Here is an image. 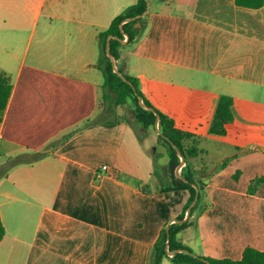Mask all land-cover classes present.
<instances>
[{
  "label": "crops",
  "instance_id": "obj_1",
  "mask_svg": "<svg viewBox=\"0 0 264 264\" xmlns=\"http://www.w3.org/2000/svg\"><path fill=\"white\" fill-rule=\"evenodd\" d=\"M136 2L0 0V69L12 83L0 120V264H148L161 229L183 211L189 191L162 190L168 154L133 166L141 149L126 151L121 105L99 117V34ZM141 17L142 33L125 35L115 64L193 134L185 147L199 149L189 161L206 206L197 218L185 212L194 222L178 240L218 258L264 250V180L249 191L264 178V1L147 0ZM222 94L233 119L224 134L211 133ZM13 156L24 159L3 174Z\"/></svg>",
  "mask_w": 264,
  "mask_h": 264
},
{
  "label": "trees",
  "instance_id": "obj_2",
  "mask_svg": "<svg viewBox=\"0 0 264 264\" xmlns=\"http://www.w3.org/2000/svg\"><path fill=\"white\" fill-rule=\"evenodd\" d=\"M264 0H236L237 4L259 7ZM147 9V0H137L131 10L114 17L109 27L99 34L100 58L98 66L103 72L104 82V100L113 99L115 106L123 105L127 101L134 103V116L136 121L143 127L154 126L156 124V114L159 116L158 125L161 140L167 148L169 157L167 168L169 172V184L162 188L166 190L187 189L189 198L184 206L183 211L175 218L177 222H172L169 226H164L160 234L153 244L148 264H161L162 259L168 256L169 252H173L171 261L173 264H264V250H259L252 246H246L242 257L233 259L230 257H211L195 254L193 249L178 240L177 233L189 226L194 220L185 219V212L189 209V216L195 214L197 218L205 209V189L204 182L195 175V170L189 161V156H196L199 149L196 146L185 147L183 141L193 136L190 132H185L175 127L173 120L166 114L155 109L149 101L143 96L139 89L138 79L124 72L120 63L118 66L120 72L127 80H123L117 72L114 71L111 58L106 51L108 37L110 39V53L115 60L120 58L118 46L121 40L127 35V41L131 42L138 38L142 33L143 27H136L137 21H143L141 15ZM136 16H139L135 18ZM129 19V20H127ZM126 21V22H125ZM12 83L10 76L0 69V120L2 113L7 105ZM142 98L145 104L150 106L152 110L145 109L139 103ZM232 98L227 94H222L218 100L213 118L210 123L209 131L216 134H224L226 131V123L233 119L231 110ZM184 158V167L181 176L176 175V170L180 167L181 160L177 149ZM24 159L22 156H13L8 158L7 162L2 166V173L5 174L9 167L15 165ZM264 180V178H255L249 185V191L253 192L255 187ZM5 234V229L0 218V239Z\"/></svg>",
  "mask_w": 264,
  "mask_h": 264
},
{
  "label": "rangeland",
  "instance_id": "obj_3",
  "mask_svg": "<svg viewBox=\"0 0 264 264\" xmlns=\"http://www.w3.org/2000/svg\"><path fill=\"white\" fill-rule=\"evenodd\" d=\"M27 37V34H26ZM25 47V44L21 46L22 52L23 49ZM18 64H16L15 66H13L12 69H14L15 73H18ZM117 66V65H116ZM118 67V66H117ZM27 73V67L23 68V77L26 75ZM104 94V89L101 88L100 89V99H101V109L100 110V119H104L107 117H111L113 116V112H111L110 110H112L114 103H113V99H109V100H104L103 97ZM115 107V106H114ZM122 111H123V116L125 117V119H127L129 125L131 126V130L127 133L126 138H125V148L126 151L129 153L133 152V146L135 148L136 145L139 146V148L141 149V152L139 154H132V158H131V162L132 165L135 167H140L142 170H145V166H146V161L145 158L142 156H149L150 159L152 157L153 159V163L155 164H159L158 160H160L162 158V155H164V153H167V148L164 145V143L159 140L158 138V130L159 129V125H154V126H149V127H143L141 124H139L134 116V103L132 101H127L126 103H124L123 105H121ZM195 140V138H193ZM190 140H192V138H190ZM148 157V158H149ZM101 170L105 171L106 170V166L103 165L101 166ZM1 170V168H0ZM122 177L125 179H130L132 181H135L134 178H132L130 175L127 174H122ZM163 264H173V262L171 261V259L166 257V260H164Z\"/></svg>",
  "mask_w": 264,
  "mask_h": 264
},
{
  "label": "water",
  "instance_id": "obj_4",
  "mask_svg": "<svg viewBox=\"0 0 264 264\" xmlns=\"http://www.w3.org/2000/svg\"><path fill=\"white\" fill-rule=\"evenodd\" d=\"M111 38H112V36H109V37H108L107 46H106L107 54H108V56H109V57L111 58V60H112L113 67H114V71L117 72V73L119 74V76H120L123 80H127V79L123 76V74L120 72L119 68L116 66V64H115V59H114V57H113V56L111 55V53H110V39H111ZM122 41H125V39H122ZM139 103L141 104V106H142L143 108L148 109V110H152V108H151L150 106H148L147 104H145V102L143 101L142 98L139 99ZM158 120H159V116L156 114V125H158ZM158 134H160V130H158ZM174 147L177 149L176 146H174ZM177 151H178V154H179V156H180L181 163L184 164L185 161H184V158H183L181 152L179 151V149H177ZM172 222H177V219H174ZM168 254L172 256L173 252H169Z\"/></svg>",
  "mask_w": 264,
  "mask_h": 264
}]
</instances>
